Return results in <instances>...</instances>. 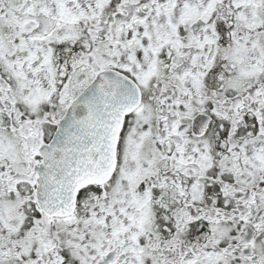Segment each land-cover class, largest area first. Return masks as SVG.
<instances>
[{
    "label": "snow or ice",
    "instance_id": "snow-or-ice-1",
    "mask_svg": "<svg viewBox=\"0 0 264 264\" xmlns=\"http://www.w3.org/2000/svg\"><path fill=\"white\" fill-rule=\"evenodd\" d=\"M0 264H264V0H0Z\"/></svg>",
    "mask_w": 264,
    "mask_h": 264
}]
</instances>
